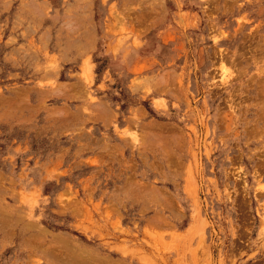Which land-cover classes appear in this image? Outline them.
I'll list each match as a JSON object with an SVG mask.
<instances>
[{"label":"rangeland","instance_id":"rangeland-1","mask_svg":"<svg viewBox=\"0 0 264 264\" xmlns=\"http://www.w3.org/2000/svg\"><path fill=\"white\" fill-rule=\"evenodd\" d=\"M0 264H264V0H0Z\"/></svg>","mask_w":264,"mask_h":264}]
</instances>
